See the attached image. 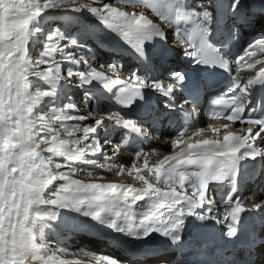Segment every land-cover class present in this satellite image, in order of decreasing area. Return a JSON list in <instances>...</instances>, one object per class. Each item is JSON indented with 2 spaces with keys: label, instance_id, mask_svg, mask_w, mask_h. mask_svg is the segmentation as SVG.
I'll return each instance as SVG.
<instances>
[{
  "label": "snow or ice",
  "instance_id": "obj_1",
  "mask_svg": "<svg viewBox=\"0 0 264 264\" xmlns=\"http://www.w3.org/2000/svg\"><path fill=\"white\" fill-rule=\"evenodd\" d=\"M121 2L133 8L143 5L159 22L149 19L143 12L124 11L104 0H100L97 6L91 0H0V264H73L62 259L69 254L68 248L39 239L29 226L35 205L51 204L83 211L84 215L133 236L147 237L154 231L159 232L182 250L185 247L198 248L199 255L207 252L208 243L205 240L193 241L190 245L182 243L187 216L226 223L225 237L232 241L238 238L241 215L249 209L264 207V200L247 207L240 197L235 196V178L239 174L240 161L264 155V148L256 147L258 140L264 138V118L246 114V109L253 103L249 86L264 81V64L258 76L245 78L243 83L239 72L246 57L251 59L256 56V51L249 49H258L264 54V37L253 41L232 61L219 47L209 42L208 27H197L188 33L176 28L173 33L175 43L198 63L220 65L226 70L232 63L236 64V84L228 89L226 103L230 111H226L225 118L229 122L246 124L243 134L227 131L222 139L215 137L192 142L193 136H200L205 131L203 128L192 131L186 139L189 129L179 132L171 143L184 144L185 147L166 156L150 169L157 183L167 185L166 188L158 187L157 183L140 174L135 165L133 169L101 167L107 168L113 175L125 171L131 175L135 170L142 187L73 178L77 172L75 162L96 165L98 154L105 159L113 158L105 151L112 145L108 140L101 142L95 134L106 119L127 126H143L117 110L100 113L92 108L87 115H76L77 105L71 97L62 106L49 102L46 110L41 108L46 97L56 95L58 82L71 81L75 77L77 86L81 87L93 80L101 82L109 90L122 85L117 99L123 106L130 107L136 99H143L145 88L162 91L170 99H175L174 92L184 80L183 74L178 72L171 74L172 83L167 85L161 80L143 77L138 72H130L131 75L123 80L118 74L113 78L88 63L82 53H91L90 49L85 51L82 46L81 52L69 51L77 41L69 39L59 29L45 33L38 22V18L49 9H88L146 57L143 47L146 42L154 37L167 39V29L173 27L170 23L173 9L166 5L165 0ZM240 3L241 0H234L232 9L235 10ZM174 14L177 19L181 17L178 9ZM205 15L211 20L210 12ZM40 33L44 35L34 40ZM82 63L87 70H78ZM65 64L69 66L64 68ZM71 65H76L77 70ZM108 66L114 74L115 70L123 69V65ZM254 67L255 63H247L249 70ZM33 77L51 87L42 88L38 83L33 87ZM90 95L85 93L86 103ZM183 104L189 105V102L184 101ZM191 111H196L194 106H191ZM252 111L254 113L255 109ZM212 114L219 116L215 112ZM89 120L92 122L84 123ZM223 127L228 129L230 124ZM212 131L218 133L220 128L213 126ZM113 152L118 154L119 150L114 148ZM143 152L144 149H140L135 156L140 158ZM147 164L145 159V167ZM166 164L168 168L162 172ZM88 176L95 179L92 172ZM227 177L233 178V188L226 197H221L223 207L220 208L216 198L209 193V185L222 182ZM186 182L192 194H188ZM258 243L264 241L253 238L242 247L250 250ZM226 253V249L216 250L220 257ZM82 254L95 256L92 252ZM103 261L106 264H123V260L107 256L103 257ZM175 264L178 262L175 261ZM229 264L236 262L230 261Z\"/></svg>",
  "mask_w": 264,
  "mask_h": 264
},
{
  "label": "bare ground",
  "instance_id": "obj_2",
  "mask_svg": "<svg viewBox=\"0 0 264 264\" xmlns=\"http://www.w3.org/2000/svg\"><path fill=\"white\" fill-rule=\"evenodd\" d=\"M99 2L100 0H94L92 3L93 5L94 4L98 5ZM104 2L112 4L113 7L121 8L124 11L126 10L125 8L123 9V6L125 5L121 2V0H104ZM241 4L242 5L239 4L236 7V10H239L245 13L246 21L250 20L249 23L254 21L252 26H254L255 28L257 27L263 28L264 27V15H262L260 12H253L252 10H249L246 0H241ZM130 12H133V13L143 12V14L146 15L149 19H153L154 22H159L155 20L154 14L151 13L150 9H147L143 5H138L136 7V10L132 8V11ZM66 19L68 21H71V25H72V27L67 28L66 34L68 33V31L71 32V29L73 30V28L79 29L81 32H83L84 37L82 38V40L78 38L75 40L80 44L79 46H77L78 45L77 43L73 47V48H76V52H81L80 50L82 46H83V50L85 51L90 49L91 53H88L90 54V56H87L86 52L82 54H84L85 57H88L87 59L88 63H90L93 67H95L97 71H102L107 75L113 76V78H116L117 74H118V77L122 80L128 78L125 72L122 73L120 71L124 70L125 68L124 62H121V60L124 61L123 52L125 51L127 52L129 50V44H130L129 41L124 36H122L119 32L105 25L99 19L98 16L93 14L88 9H83L81 11H74L71 9H68V10L49 9L45 11L38 18V22H39V25L43 27L45 24H51L55 22L63 23L66 21ZM87 34H91L88 36V39H87ZM41 36L42 34H37V37L34 38V40ZM157 39L160 41H166L167 43H170L174 47L175 36L173 35L171 28L167 29V39H161L159 37H157ZM109 64L123 65V69L115 70V74H114V70L108 66ZM78 70H87L86 65L84 67H83V64L79 65ZM32 79L34 81L33 87H35L36 83H38L40 87L44 86L43 88L51 87L50 85H48L45 81L41 79H38L35 77H33ZM68 82H70L69 86H67ZM77 83H78L77 78L75 77L71 81H64L63 83L61 82L57 83L55 91L56 93L57 92L62 93L63 91H66V92L70 91V92H73V95H75L76 98L78 96H83L84 93H90L91 95L89 96V98H94L91 102H94V108L98 112L103 113L104 111L110 112L114 110L120 111V105L116 102H113L111 96L113 94L119 93L120 89L123 87L122 85L114 86L111 90H109V89H106L101 82H98L95 80H93L91 83L84 84L82 87L77 86ZM156 92L158 94V98L160 99V101H165L166 98L168 97L167 95H165L164 93L160 91L156 90ZM174 96H175V99H173V101L177 100L175 93H174ZM51 98H53V96L48 97V98L46 97L44 104H42L40 107L46 109L47 104L51 102ZM73 100L76 101L75 98H73ZM88 103H89V99L87 100V103L85 102L86 108L88 107ZM162 110L163 109H158L157 113L161 114L165 110L170 112L172 109L170 107H166L165 110L163 111ZM76 112L79 113L81 111L77 109ZM136 123L137 125H140L137 121ZM142 123H146L147 125L143 127H138V128L141 129L142 132L146 133L149 137H148V147L147 149L144 150L140 158H137L135 156V153H129L121 149V147L119 146L120 140L114 142L115 138H120L119 134H121L124 130H128V128L132 126H127L117 121L106 119L95 133L97 135L98 130L103 125L105 124L109 125V130L107 131V135H105V138L108 139L112 147L110 148L106 147V150H107V153L112 152V154L108 156L113 157V158L112 159L104 158V160L107 162L102 161L101 163L99 161L98 162L99 165H96L97 166L96 169L100 170L101 172L106 173V175L94 176L95 179H92L89 176H76V175H74L73 178L84 180L85 182H89L90 180H92V182H115V183L131 184L134 187H136V186L143 185V184L141 181H139L136 178L137 173L135 170L132 171L131 175L128 174V171H125L122 174L113 175L111 172L107 170V168L104 167L105 168L104 169L103 167H101V166L107 165V166H112V167H124L125 169H133V165H135L137 169H140V174L145 175L151 182L155 183V178H156L155 174L152 171H150V169L154 167L155 165H157L166 156L172 155L175 152H179L180 148L185 147V145L184 144L173 145L171 141L175 140L176 137L169 136L171 135V132H172V131L170 132L169 129L166 130L167 133L160 140L154 138L150 133L151 132L150 129H152L150 128V125H151L150 118L143 120ZM196 124H197V129L203 128L205 131L200 136H193L192 142H195L198 139H207V138H214L217 136L218 137L223 136L222 135L223 133L221 132L222 130L221 125H217V127L220 128V131L218 133H215L212 131V127L214 125L205 124L204 121L201 120V118L197 119ZM233 129L235 133L243 134V131L240 128L234 127ZM191 134L185 136V139L188 136H191ZM114 148L119 150L118 154L113 152ZM99 156L101 155H98L97 157ZM145 159H147L148 161L147 167H145L144 165ZM130 160H132V164L131 163L129 164ZM75 163L80 164V165L84 164V166L86 167H91L92 165H94V164L88 165L83 162H75ZM124 174L125 176H122ZM157 186L161 188L167 187V185L163 183H157ZM53 187H55V185H53ZM185 187L188 188V194H192V190L188 186L187 182L185 184ZM177 189L180 190L179 185H177ZM257 202H258V199L256 203ZM259 213L264 219V209H259ZM82 215H83V211H76L73 208H60L58 206L51 205V204L35 205L32 209V215L30 217L29 226L34 231L36 220L38 219V217H40L39 221L46 222L47 224L50 225V227L56 226L63 231V235H65L63 240L62 239L57 240L59 241L60 245L68 249L72 248V250L77 251L75 249L82 247L81 244L79 243L84 238H80V236L76 237L77 235L74 234V230L75 231L81 230V232L83 231L77 223V221L81 220ZM69 228L71 229L70 231H68ZM95 240L98 241L97 239H95V237H92V236L88 237V241H90V243H94ZM85 242L87 241H83L81 243H85ZM114 243H115V239L110 238L105 241L103 239V245H101V240L98 243L93 244L92 247H94L95 249H97V251H99V253H95L94 257L84 256L82 253L88 252V251L79 250L77 252H74V254L72 255L68 254L67 257H65L66 255L63 256L62 259L72 261L73 264H81V262L82 264H106V262L103 261V257L107 256L109 258L121 259L123 260V264H173V261H171V258L169 257V255H163V256L155 257V258L136 257L133 255H128L122 250L121 247H116ZM57 254L59 255V253ZM76 255L78 257H75ZM76 258H79V259L77 260Z\"/></svg>",
  "mask_w": 264,
  "mask_h": 264
},
{
  "label": "rangeland",
  "instance_id": "obj_3",
  "mask_svg": "<svg viewBox=\"0 0 264 264\" xmlns=\"http://www.w3.org/2000/svg\"><path fill=\"white\" fill-rule=\"evenodd\" d=\"M93 1L94 0H91V2H93ZM40 2H43V0H40ZM95 6H97V5H95ZM124 8L126 9L125 11H132V8L133 7L130 5V6H123V9ZM134 9L136 10V8H134ZM137 11H138V9H137ZM69 27H72L71 21H68L66 19V21L63 22V23L62 22H55V23H51V24H45L42 28L45 30V33L48 32V31L54 30V29H59L69 39L76 40L78 38V39L82 40V38L84 37L83 36V32H81L79 29L73 28V30L71 29V32L68 31V33L66 34L67 28H69ZM77 28H78V26H77ZM40 34H42V36L44 35V33H40ZM89 35H91V34H87V39H88V36ZM65 43H67V41H65ZM79 45L80 44L78 43L77 46H79ZM37 47H42V45H37ZM69 51L76 52V48H71V49H69ZM87 56H90V54L87 53ZM86 59H88V57H86ZM68 66L69 65L66 64L63 67L64 68H67ZM84 66H85V64H83V67ZM72 67H75L74 70L77 69L76 68V65H74ZM60 82L63 83L64 81H60ZM60 82H58V83H60ZM69 85H70V82H68V85L67 86H69ZM71 85H73V84H71ZM46 88H48V87H46ZM69 92L70 91H67V92L66 91H63L62 93H58L57 92L56 93L57 95H55V96H53V98H51V102L56 103L58 106H62L65 102H67V98L68 97H71L72 100H73V98H75L76 101L73 100V102L76 103L77 109H79L81 111L79 113L78 112H75L74 114H76V115H87L88 114V111L89 110H92V108H94V102H91L94 98H89L88 97L89 103H88V107H87L88 109H87L86 106H85V102H84L85 101V93L83 94V96H78L76 98V96L73 95V92H70V93ZM105 112L106 111H104L103 113H105ZM91 122H92L91 120L90 121H84V123H91ZM108 130H109V125L108 124L103 125L98 130L97 135L100 137L101 142H103L104 140H108L107 138H105V135H107V131ZM111 139H113V138H111ZM118 139L119 138H115L114 139V142L118 141ZM105 151L107 152L106 148H105ZM111 154H112V152H109L108 153V155H111ZM95 159L97 160V164L96 165H99V163H98L99 161L101 163H102V161L103 162H107V161L104 160V157H102V155L99 156V157H95ZM130 163L132 164V160L129 161V164ZM96 165H92L91 167H86V166H84V164L83 165L75 164L74 167L77 168V172L75 173V175L76 176H88V173L89 172H92L94 174V176H104V175H106V173L101 172L100 170H97L96 169V167H97ZM65 170H67V169H65ZM122 176H125V174L122 175ZM39 219H40V217H38L37 220L35 219L36 220V223H35V227H34L35 228L34 229V232L37 234L38 238L41 239V240H47V241H49L51 243H57V244H59L60 247H63L62 245H60L59 241H57V240H60V239L63 240V238L65 236V235H63V231L60 228L56 227V226L55 227H52V226L50 227L49 224H47L46 222H41V221H39ZM74 234L77 235L76 237L80 236V238H84L83 240H81V242L88 241V235L85 234V233H83V232H81V230H77V231L74 230ZM75 250H77V249H75ZM68 251H69V254L72 255V254H74V252H77L78 250L77 251H74V250H72V248H70V249H68ZM67 256L68 255H66L65 257H67ZM75 257H78V256L76 255ZM76 259L78 260L79 258H76Z\"/></svg>",
  "mask_w": 264,
  "mask_h": 264
}]
</instances>
